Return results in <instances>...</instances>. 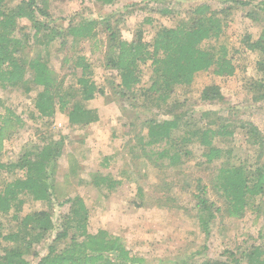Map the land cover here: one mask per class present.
Returning <instances> with one entry per match:
<instances>
[{
  "label": "rangeland",
  "instance_id": "1",
  "mask_svg": "<svg viewBox=\"0 0 264 264\" xmlns=\"http://www.w3.org/2000/svg\"><path fill=\"white\" fill-rule=\"evenodd\" d=\"M196 1L203 3L206 0H113L111 3L96 0H45L49 16L39 18L47 22L49 29L40 34L39 41L32 38L31 23L25 19L19 20L23 30L16 35L22 37V33L29 34V41L23 44L24 58L30 60L39 57L46 61L57 80H61L65 86L78 88L77 78L81 75V69L75 64L79 57H83L90 66L92 79L104 93L97 94L86 103L88 108L97 111L99 117L86 127L69 124L65 112L58 111L51 118L39 115L34 103L41 90L37 85L30 84L29 91L23 85L0 87V115H4L9 108L22 122L21 125L14 124L10 136L4 139L0 161L15 162L24 153L25 145L40 141L41 133L47 129L55 135L59 133L65 136L55 165L58 180L56 200L62 202L67 196H80L89 212L88 232L105 230L108 237L118 240L132 255L142 258L141 263L135 261L126 264H233V258H240L241 264H259V259L251 260L249 252L254 246H264V197L260 203L248 206L239 218L230 217L223 210L216 213L210 222L209 233L205 235L198 220L196 185L198 182L205 185L208 200L224 208L221 197L212 186L222 160L204 162L202 153L207 148L200 145L199 139L195 137L187 145L191 156L183 158L176 166H170L168 159L158 163L146 159L135 147L138 146L137 133H146V128L143 130L140 124L149 118L170 117L164 112L167 106L163 104V111L156 105L139 109L133 107V99L119 94L116 85L112 83L117 80L115 73L105 66L108 39L102 27L94 26L97 31L94 39L73 41L71 36L64 38L60 35L46 44L47 39L42 36L54 31L63 33L70 23L79 20L111 16L112 24L119 21L122 38H135L140 28L144 40H150L159 26H174L179 20H188L189 8ZM240 1L250 3L239 4L226 13L219 12L225 21L221 36L216 40L205 41L203 47L222 44L233 51L239 48L243 32L257 34L264 27V12L258 9L262 0ZM19 2L8 0L9 5ZM209 3L213 9L219 10L232 4L229 0H209ZM164 7L170 10L169 14L159 13ZM151 10L155 12L151 13ZM250 10L256 12L258 20L246 16ZM146 14H149L152 26L142 22L148 16ZM259 58L257 53H240L238 70L231 77L215 76L211 73L212 68L199 71L195 73L191 85L184 89L176 87L168 102L186 100L185 108L188 109L184 120L195 122V127L216 128L220 122L228 124L247 121L264 136V101H254L248 89L251 79L261 76L256 71ZM143 69L142 83L149 84L153 74L148 66L144 65ZM210 84L220 86L225 101H205L200 98L203 88ZM75 99H80V96H75ZM72 105L71 100L69 108ZM203 112L207 113L202 116ZM183 134L182 127L177 135ZM213 141L215 146L224 150L232 147L240 158L254 160L257 152V147L250 145L245 134L239 130L231 139L222 140L218 137ZM21 174H9L2 170L0 188ZM95 177L98 184L94 182ZM102 178L120 180L121 184L109 188ZM20 198L23 199L21 204L16 201L8 213H0V256L8 244L3 236L19 232V238L29 237L24 229H20L21 219L48 207L45 202L34 201L29 195ZM51 206L54 220L63 216L69 207L68 204L57 206L55 201ZM62 220H58L59 225L46 236L43 245H31L28 254L24 256L30 264H37L48 253L51 244L61 250L70 245L72 237L76 241L82 239L80 233L69 230L66 238L53 242L56 233L62 228ZM22 241L18 239L15 244H21ZM15 244L12 243V246ZM111 260L118 264L112 257Z\"/></svg>",
  "mask_w": 264,
  "mask_h": 264
},
{
  "label": "trees",
  "instance_id": "2",
  "mask_svg": "<svg viewBox=\"0 0 264 264\" xmlns=\"http://www.w3.org/2000/svg\"><path fill=\"white\" fill-rule=\"evenodd\" d=\"M96 1L111 3L113 0ZM229 2L232 4L219 10L213 9L209 0L203 3L196 1L189 8L188 20H179L174 26H159L150 40H144L140 28L135 38L131 40L122 38L119 21L112 24L111 16L96 20H79L70 23L63 33L54 31L42 36L47 39L46 44L53 42L60 35L65 36L64 38L71 36L73 41L94 39L97 35V31L94 30L96 25L102 27L108 39L105 66L114 71L117 80H113L112 83L116 85L119 94L133 99V107L139 109H148L147 107L156 105L163 111V104L166 103L167 108L164 107V112L170 117L146 119L140 124L143 130L146 128V133L139 131L136 135L138 146L135 147L146 159L153 163L168 159L170 166H176L183 158L191 156L187 145L195 137L199 139L200 145L207 148L202 153L204 162L222 160L212 186L221 197L224 208L217 207L214 202L208 200L205 185L200 182L196 185L198 220L205 235H208L210 222L216 217V213L223 210L228 216L239 218L248 206L260 203L264 197V136L257 127L246 121L228 124L220 122L216 128H198L195 127V122L184 120L188 109L185 108L186 100L181 102L177 99L170 104L168 102L176 87L184 89L191 85L195 73L199 71L212 68L211 73L215 76H234L238 70L239 54L245 51L257 53L261 57L256 62V71L261 76L251 79L248 89L252 92L254 101H264V27L257 34L243 32L239 48L233 51L222 44L208 47L202 45L205 41L216 40L221 36L222 24L225 21L219 16V12L226 13L239 4L250 3L240 0ZM44 3L45 0L41 2L20 0L15 5H9L8 0H0V87L23 85L24 89L29 91L30 84L37 85L41 90L34 103L39 115L51 118L58 111L65 112L69 124L86 127L99 119L97 111L88 108L86 103L104 92L92 79L90 66L84 58L79 57L75 64L81 69V75L77 78L78 88L75 89L57 80L55 73L43 59L34 57L27 60L23 56V44L29 41V34L22 33V37L16 35L18 31L23 30L19 20L25 19L31 23L32 38L39 41L40 34L49 29L47 22L39 18L49 16ZM258 9L264 12V0L259 3ZM154 12L155 10H151V13ZM159 13L166 15L170 10L164 7ZM146 15L148 16L144 17L142 22L152 26L149 14ZM246 16L258 20L255 11H248ZM64 43L63 40L62 44ZM144 65L148 66L153 74L149 84L142 83ZM77 95L80 99H75ZM200 98L205 101H225L220 86L216 84L205 86ZM71 100L73 105L69 108ZM6 111L4 115H0V151L14 124H22L14 111L9 108ZM206 113L201 114L203 116ZM182 127L183 136L177 135ZM237 130L245 134L250 145L257 147L254 160L240 158L232 147L224 150L214 145L213 139L218 137L222 140L231 139ZM49 133L52 132L47 129L41 133L40 141L29 146L26 144L24 153L15 162L0 161V172L2 170L9 174L22 172L20 176L16 175L0 188V213H8L16 201L17 204H21L23 199L20 197L24 195L48 205L46 209L29 213L21 219L20 229H24L29 237L19 238V232L3 236L8 244L0 256V264H30L24 258L25 254H28L34 243L43 245L46 242V236L59 225L60 218L63 219L62 228L56 233L53 242L66 238L69 230L76 234L80 233L82 239L76 241L72 237L70 245L61 250H58L55 244L49 245L48 253L37 264H114L111 257L118 264L135 261L141 263L142 258L132 255L118 240L108 237L105 230L88 232L89 212L80 196H67L62 202L56 200L58 180L55 176V165L61 154L65 136L58 132L57 135ZM97 180L95 177L94 182L97 183ZM101 180L106 182L109 188L121 184L120 180L107 178ZM53 201L57 206L66 204L69 206L68 211L56 220L51 206ZM16 214L13 216L17 218ZM18 239L23 240L21 244H15ZM12 243L15 246H12ZM263 254L264 246H254L249 252L251 260L259 259V264H264ZM232 260L233 264H241L240 258Z\"/></svg>",
  "mask_w": 264,
  "mask_h": 264
}]
</instances>
